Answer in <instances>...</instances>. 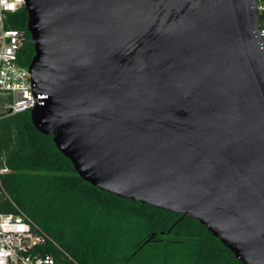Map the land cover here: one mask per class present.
<instances>
[{
	"label": "water",
	"instance_id": "obj_1",
	"mask_svg": "<svg viewBox=\"0 0 264 264\" xmlns=\"http://www.w3.org/2000/svg\"><path fill=\"white\" fill-rule=\"evenodd\" d=\"M33 125L92 185L264 264L257 0H25ZM170 231L164 232L169 233Z\"/></svg>",
	"mask_w": 264,
	"mask_h": 264
},
{
	"label": "trees",
	"instance_id": "obj_2",
	"mask_svg": "<svg viewBox=\"0 0 264 264\" xmlns=\"http://www.w3.org/2000/svg\"><path fill=\"white\" fill-rule=\"evenodd\" d=\"M8 27L27 29L24 8ZM27 38V39H28ZM34 46L20 56L29 65ZM0 212L28 214L62 247L56 264H243L199 220L121 198L85 181L30 111L0 119ZM170 231L169 233H164Z\"/></svg>",
	"mask_w": 264,
	"mask_h": 264
},
{
	"label": "built area",
	"instance_id": "obj_3",
	"mask_svg": "<svg viewBox=\"0 0 264 264\" xmlns=\"http://www.w3.org/2000/svg\"><path fill=\"white\" fill-rule=\"evenodd\" d=\"M25 0H0V119L31 111L45 95H35L29 65L20 61L27 41L24 29L8 27L11 14L24 8ZM260 11L259 35L264 45V0ZM9 171L0 168V173ZM0 185H2L0 180ZM61 245L28 214L19 210L0 212V264H56L46 249Z\"/></svg>",
	"mask_w": 264,
	"mask_h": 264
}]
</instances>
